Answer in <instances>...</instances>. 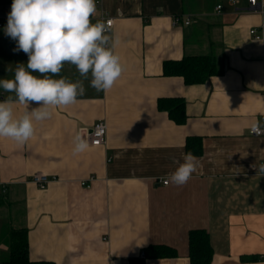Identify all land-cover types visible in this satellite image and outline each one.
Returning a JSON list of instances; mask_svg holds the SVG:
<instances>
[{"label":"crops","instance_id":"obj_1","mask_svg":"<svg viewBox=\"0 0 264 264\" xmlns=\"http://www.w3.org/2000/svg\"><path fill=\"white\" fill-rule=\"evenodd\" d=\"M99 1L92 23L101 10L113 18L106 34L119 38L114 51L125 71L107 92L90 87L89 74L78 102L34 120L24 145L0 138V255L8 231L23 228L33 261L133 264L146 246L161 244L176 256L144 264H189L188 232L204 229L210 264L264 261V174L253 168L264 164V135L249 133L264 121V14L246 9L247 0ZM11 5H0L1 17ZM175 15L189 24L173 25ZM3 35L0 79H12L28 56ZM192 55H208L215 73L193 84L163 73V62ZM60 76L82 79L68 63ZM7 95L0 89V100ZM160 98L182 99L184 121L160 109ZM24 110L14 104L17 115ZM97 120L106 124L105 143L73 154L74 136ZM185 153L197 157L192 177L163 184ZM35 172L50 179L45 188L28 181Z\"/></svg>","mask_w":264,"mask_h":264},{"label":"clouds","instance_id":"obj_2","mask_svg":"<svg viewBox=\"0 0 264 264\" xmlns=\"http://www.w3.org/2000/svg\"><path fill=\"white\" fill-rule=\"evenodd\" d=\"M96 11L95 0H13L4 32L16 41L13 51H23L28 61L16 65L12 79H0V89L9 93L0 100V138L24 145L35 135L34 120L50 119L51 107L78 102L89 74V86L97 92H107L122 76L125 67L114 51L119 38L106 34L104 22L92 23ZM65 63L74 65L82 79L72 82L60 76ZM17 103L25 106L20 115L14 111ZM33 103L38 106L30 110ZM250 132L264 135V121H253ZM73 145V154H79L89 148V141L77 134ZM196 167L197 157L185 153L169 182L184 185ZM253 168L264 174V164Z\"/></svg>","mask_w":264,"mask_h":264},{"label":"trees","instance_id":"obj_3","mask_svg":"<svg viewBox=\"0 0 264 264\" xmlns=\"http://www.w3.org/2000/svg\"><path fill=\"white\" fill-rule=\"evenodd\" d=\"M13 0H0L1 4L12 3ZM165 75H179L188 84L205 81L215 73V65L208 55H192L180 60L163 62ZM158 107L168 112L173 120L184 121V101L180 98H160ZM189 140V139H188ZM8 255L0 260V264H53L49 261H33L28 256L26 230L11 228L8 231ZM174 248L161 244H149L143 249V258L132 260L133 264H144V258L176 256ZM213 250L209 235L204 229H192L188 232L189 264H210Z\"/></svg>","mask_w":264,"mask_h":264},{"label":"built area","instance_id":"obj_4","mask_svg":"<svg viewBox=\"0 0 264 264\" xmlns=\"http://www.w3.org/2000/svg\"><path fill=\"white\" fill-rule=\"evenodd\" d=\"M230 1L233 4H236L237 2H239V0H230ZM95 3L99 4L100 1L95 0ZM245 8L248 10L259 11L261 14H264V4L259 0H247V5ZM215 9L217 11H219L221 9V4H217L215 6ZM7 17H1L0 16V32L3 34H5L4 29L7 25ZM100 19L102 22H104L106 24L107 29L109 31L110 28L113 26V18L101 10ZM180 22H183L184 24H189L190 17L186 16L182 20L180 15H175L173 17V21H172L173 25H177ZM261 27L264 28V22H263ZM249 33L253 36L254 39H261L262 38V36L257 32V29L254 27L249 29ZM105 133H106L105 122L103 120H97L90 127V129L84 130V138H86L89 141V145L99 146V145H103L105 143ZM249 133L252 134L250 132V129H249ZM49 180L50 179L48 178V176L44 173H41V172H35V173L31 174L28 178V181L36 184L41 189L46 187ZM88 180H91V178H89ZM168 181H169L168 178H166V179L162 180V183L168 184ZM81 184H85L88 186L87 180L81 181Z\"/></svg>","mask_w":264,"mask_h":264},{"label":"rangeland","instance_id":"obj_5","mask_svg":"<svg viewBox=\"0 0 264 264\" xmlns=\"http://www.w3.org/2000/svg\"><path fill=\"white\" fill-rule=\"evenodd\" d=\"M213 1H214V0H204V2H205L206 4H209V5L212 4ZM188 3L195 5V1H194V0H188ZM0 38H4V35H3V33H1V32H0ZM7 255H8V252H7L6 254L2 255V256L0 255V260H1V259H4L5 257H7Z\"/></svg>","mask_w":264,"mask_h":264},{"label":"water","instance_id":"obj_6","mask_svg":"<svg viewBox=\"0 0 264 264\" xmlns=\"http://www.w3.org/2000/svg\"><path fill=\"white\" fill-rule=\"evenodd\" d=\"M8 37V36H7Z\"/></svg>","mask_w":264,"mask_h":264}]
</instances>
